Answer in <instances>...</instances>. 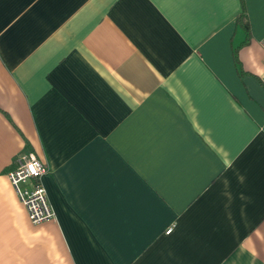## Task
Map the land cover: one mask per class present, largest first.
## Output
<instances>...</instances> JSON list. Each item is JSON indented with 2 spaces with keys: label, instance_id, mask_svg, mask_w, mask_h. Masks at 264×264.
I'll list each match as a JSON object with an SVG mask.
<instances>
[{
  "label": "crops",
  "instance_id": "obj_1",
  "mask_svg": "<svg viewBox=\"0 0 264 264\" xmlns=\"http://www.w3.org/2000/svg\"><path fill=\"white\" fill-rule=\"evenodd\" d=\"M0 264H264V0H0Z\"/></svg>",
  "mask_w": 264,
  "mask_h": 264
},
{
  "label": "built area",
  "instance_id": "obj_2",
  "mask_svg": "<svg viewBox=\"0 0 264 264\" xmlns=\"http://www.w3.org/2000/svg\"><path fill=\"white\" fill-rule=\"evenodd\" d=\"M46 172L44 162L33 153L20 155L8 172V178L34 224H41L56 217L43 183V175ZM172 229H167V233H171Z\"/></svg>",
  "mask_w": 264,
  "mask_h": 264
},
{
  "label": "trees",
  "instance_id": "obj_3",
  "mask_svg": "<svg viewBox=\"0 0 264 264\" xmlns=\"http://www.w3.org/2000/svg\"><path fill=\"white\" fill-rule=\"evenodd\" d=\"M239 20L243 23L244 27L246 28V30H247V37H249V35H250V25H249V21L247 19V16L244 13H242L239 16Z\"/></svg>",
  "mask_w": 264,
  "mask_h": 264
},
{
  "label": "rangeland",
  "instance_id": "obj_4",
  "mask_svg": "<svg viewBox=\"0 0 264 264\" xmlns=\"http://www.w3.org/2000/svg\"><path fill=\"white\" fill-rule=\"evenodd\" d=\"M10 181V180H9ZM11 183V182H10ZM12 185V184H11ZM12 187H13V185H12ZM13 190H14V187H13ZM15 191V190H14Z\"/></svg>",
  "mask_w": 264,
  "mask_h": 264
}]
</instances>
